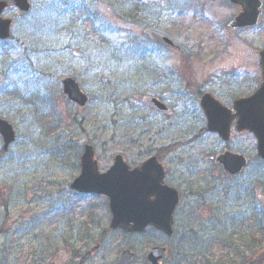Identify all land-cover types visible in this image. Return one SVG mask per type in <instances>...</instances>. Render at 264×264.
<instances>
[{
	"label": "rangeland",
	"instance_id": "rangeland-1",
	"mask_svg": "<svg viewBox=\"0 0 264 264\" xmlns=\"http://www.w3.org/2000/svg\"><path fill=\"white\" fill-rule=\"evenodd\" d=\"M142 1L152 14L146 25L120 19L106 0H30L22 18L13 8L3 13L12 24L0 43V116L15 139L5 150L0 138V264H113L124 248L135 253L132 264H143L153 246L167 247L161 264L264 256V191L247 189L264 180L256 141L241 133L222 142L206 131L198 105L203 92L228 106L260 84L264 0L259 23L234 32L227 23L237 7L228 0ZM146 28L185 55L155 45ZM67 75L89 98L81 110L62 93ZM147 95L171 115L150 109ZM83 143L105 169L115 154L133 164L178 146L163 158L180 192L172 237L109 230L106 199L70 190ZM224 150L250 159L241 175L225 178L214 164Z\"/></svg>",
	"mask_w": 264,
	"mask_h": 264
},
{
	"label": "water",
	"instance_id": "water-1",
	"mask_svg": "<svg viewBox=\"0 0 264 264\" xmlns=\"http://www.w3.org/2000/svg\"><path fill=\"white\" fill-rule=\"evenodd\" d=\"M229 2L239 7L237 15L228 23L231 31L258 23L262 14L260 0ZM11 6L18 8L19 16L26 14L29 9L28 0H0V39L9 37L11 19L2 18L1 13ZM145 33L158 45L184 55V51L165 34L151 29H147ZM259 63L261 83L252 94L233 102V112L208 93L201 97L200 105L204 110L209 132L217 133L223 141H228L230 125L235 120V131L251 133L256 140V156L264 160V48L259 52ZM61 83L66 97L79 108H83L88 98L81 92L75 78L63 77ZM144 101L152 108L168 112V109L152 96L144 97ZM0 135L3 148L6 150L15 136L12 127L2 119ZM93 156L92 147L84 144L80 156V173L73 179L70 188L80 193H95L108 198L110 229L144 233L147 226H152L171 236L172 214L179 202V196L174 188L162 183L164 173L156 158L150 157L141 166L130 170L121 155L117 154L112 166L105 173H99ZM214 162L228 177L241 173L248 165V159L244 155L230 151L216 154ZM92 250H95V247ZM166 252V247H151L146 252L144 264H160L159 262L166 257ZM133 258V252L123 250L116 264H128Z\"/></svg>",
	"mask_w": 264,
	"mask_h": 264
},
{
	"label": "trees",
	"instance_id": "trees-1",
	"mask_svg": "<svg viewBox=\"0 0 264 264\" xmlns=\"http://www.w3.org/2000/svg\"><path fill=\"white\" fill-rule=\"evenodd\" d=\"M106 2L110 4V8L112 9L113 14L118 15L120 19L126 22L146 25L148 24L146 22L150 21V17L152 14L151 10L147 8L149 4L144 3L142 0H106ZM91 12L93 14L91 16H94L93 11ZM172 148H174V146L170 147L169 149ZM254 160L258 163L260 170L263 172L260 178L264 179V161L258 160L256 157ZM259 181L248 184V191H252L258 185H261L262 191H264V180L261 182ZM254 204L255 207L257 205H260L256 202H254ZM256 214L257 213L254 212V217L258 218L259 215ZM263 262L264 256L260 257L259 252L252 251V256L241 264H262Z\"/></svg>",
	"mask_w": 264,
	"mask_h": 264
},
{
	"label": "flooded vegetation",
	"instance_id": "flooded-vegetation-1",
	"mask_svg": "<svg viewBox=\"0 0 264 264\" xmlns=\"http://www.w3.org/2000/svg\"><path fill=\"white\" fill-rule=\"evenodd\" d=\"M237 12H238V7H237ZM237 31H238V30H237ZM203 93H204V92H203ZM203 93H202V94H203ZM202 94H201V95H202ZM201 95H200V97H199L198 105H199L200 111H201L202 114L204 115V121H205V125H206V119H205L204 110H203V108H202L201 105H200ZM213 97H214L217 101H219L220 103H222L217 97H215V96H213ZM243 97H245V96H243ZM239 98H241V97H237L236 99H233V100L231 101V103H230L228 106H227V105H224L223 103H222V105L225 106L227 109L231 110V112H233V110H232L233 102H234L235 100L239 99ZM156 99L159 100L160 102H162L159 98L156 97ZM162 103H163V102H162ZM163 104H164V103H163ZM152 110H155L157 113H161L162 115H166V116L171 115V111H170L169 108H168V112H167V113H164L163 111H160V110H157V109H152ZM231 129L233 130V122H232L231 125H230V130H231ZM230 134H231V132H230ZM236 135H237V134H236ZM233 138H234V137H232V135H231L229 140H231V139H233ZM170 147H171V145H169V146L166 145V146L159 147V148L153 150V155H150V156H154V157L156 158L157 162L161 165V167H162V169H163V172H164L163 182H164V184L169 185V186H171V185L169 184L168 179H167V171H166L165 166H164L163 158H164L168 153H170V152L173 151V149H169ZM150 156H148L147 158H149ZM147 158H144V159H142V160H140V161H137V162H133V164H130L125 158H123V160H124L125 163L128 165L129 169H132V168H135V167H139V166H141V165L143 164V162H145V161L147 160ZM75 159H76L75 167H76V170H77L78 173H79V171H80V155H78L77 157H75ZM94 159H95L96 162H97L98 171H99L100 173H105V170H107V169L111 166V164H112V162H111V164L109 165V167L105 169V166L102 168V166L99 165V162H98V160L96 159L95 156H94ZM112 160H113V158H112ZM70 190H71V189H70ZM71 191H73L74 193L81 194V195H86V196H101V197H103L104 199H106V201H107V198L105 197V195H97V194H94V193H87V194H86V193H79V192L74 191V190H71ZM179 200H180V199H179ZM179 203H180V201H179ZM178 205H179V204H178ZM178 205L176 206V208H175V210H174V212H173V215H172L173 226H174V222H175V211H176ZM107 208H108V201H107ZM71 230H72V229H71ZM71 236H73V235L71 234ZM74 240H75V239H74ZM74 240H72V241L74 242ZM94 247H95V250H92ZM93 248H92L90 251L94 253V252H96V251L100 248V243H96L95 246H93ZM124 249H127V248H124ZM124 249H122L120 252H118L117 256L115 257V260H114V263H113V264H116V262H117L118 259H119L120 253H121ZM129 250H130V249H129ZM130 251H131V250H130ZM76 254H77V253L75 252V255H76ZM133 260H134V259H133ZM133 260H132V262H133ZM132 262H131L130 264H132Z\"/></svg>",
	"mask_w": 264,
	"mask_h": 264
}]
</instances>
